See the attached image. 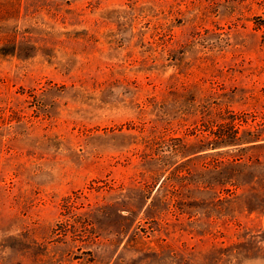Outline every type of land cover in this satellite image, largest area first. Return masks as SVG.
Here are the masks:
<instances>
[{
    "label": "rangeland",
    "instance_id": "obj_1",
    "mask_svg": "<svg viewBox=\"0 0 264 264\" xmlns=\"http://www.w3.org/2000/svg\"><path fill=\"white\" fill-rule=\"evenodd\" d=\"M0 264H264V0H0Z\"/></svg>",
    "mask_w": 264,
    "mask_h": 264
},
{
    "label": "trees",
    "instance_id": "obj_2",
    "mask_svg": "<svg viewBox=\"0 0 264 264\" xmlns=\"http://www.w3.org/2000/svg\"><path fill=\"white\" fill-rule=\"evenodd\" d=\"M226 128H227L226 125H219V130L215 132L216 141L213 143V146L220 147L221 145H225V146L226 145H236V144H244L246 142H249L247 139L239 136V130L235 128L234 126L230 125V128L228 129ZM210 169L212 170L214 169V167H211ZM206 170L209 171V169H206Z\"/></svg>",
    "mask_w": 264,
    "mask_h": 264
}]
</instances>
